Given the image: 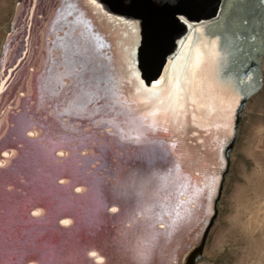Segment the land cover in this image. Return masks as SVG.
Segmentation results:
<instances>
[{
    "label": "water",
    "instance_id": "water-1",
    "mask_svg": "<svg viewBox=\"0 0 264 264\" xmlns=\"http://www.w3.org/2000/svg\"><path fill=\"white\" fill-rule=\"evenodd\" d=\"M68 2L62 1L59 8L62 13L55 25L43 27L42 20L47 17L45 9L51 10L49 12L54 16L59 11L57 9L59 4L57 0H51L47 7L48 0H37L28 30L27 18L24 17L23 23L20 19L25 15L26 7L32 3L28 4L25 0L17 15L15 11L13 12L9 30L3 37L0 48V70L2 68L0 81L6 78L0 92V264H96L94 256L88 253H94L98 258L105 255L103 250L106 246L103 243L106 238L109 240L108 236L111 235L113 225L119 217H111L103 210L98 216L87 212L85 206L87 198L91 200L90 198H95L103 192L99 189L100 180L103 178L99 177L97 164L93 163L94 156L98 154L110 161L115 157H113L115 152H119V155L124 153V158L127 159L136 156L137 162L134 166L120 169L124 188L129 186V189L134 191L136 189L139 193L138 186L145 185L151 178L148 174L149 165L153 163L142 155L144 154L142 150L146 148V142L152 139L143 117L132 110L134 116L135 114L138 116L132 119L133 127L138 125L133 131L142 132L137 141L134 136L128 135V132H121L119 135L112 132L116 125L122 126L123 130L129 129V125L124 126L122 123L125 115L133 113H129L132 106L136 107L142 116L144 113L151 114V120L156 122L150 124V129L157 133L161 130L163 134H167L171 149H177L180 145L178 140L183 138L169 134L164 129L165 122L159 123L158 118H163L167 122L169 115L160 111L162 110L160 105L145 106L139 102V105H134V100L129 101L131 103L129 104L126 101H117L112 96L106 97L107 100L98 97L93 89L101 91L107 81L106 70L102 68L103 61L96 50L105 57L103 54H107V46L99 34L95 37L93 34L90 35V40L88 36L89 43L85 45L86 38H83V33L75 32L77 23L69 14ZM93 2L98 5L97 10L102 16H108L115 21L112 27L121 23L136 26L139 38L134 55L135 75L132 76L133 84L142 90L134 91L136 98L140 99L139 94L143 95L144 90L148 89L151 94L161 90L170 70L171 58L179 47L178 43L184 42L189 34L188 24L197 27L217 19L223 0H93ZM44 31L48 39L50 37L47 47L45 46L42 51L46 52L43 55H47L44 57L47 61L40 59L41 51L30 43L33 38L41 37ZM96 38L98 39L95 40ZM94 41L96 47L93 45ZM87 45L88 57L82 59ZM5 50V57L1 60ZM23 51L25 53L21 55ZM253 51L255 54L260 53L256 47ZM29 65L31 72L28 73ZM256 65L259 63L249 60L246 63V70L237 77L244 80L241 78ZM260 73L251 85L250 91L240 98L234 116L231 139L219 146L224 165L220 166L218 162L215 168L216 179L218 178L216 192L214 182L210 183L209 196L213 201L204 229L201 230V227L198 236L194 233L199 227L194 229V233H190L188 243L185 240L188 226L173 229L168 220L165 223L162 220L154 221L151 225L154 227L152 236L158 238L155 241L156 245L151 237L150 241L145 243L146 246L144 245L145 251L152 253L151 261L148 260L146 264H155L153 256L159 255L160 252L155 251L160 250L161 246L158 241L162 238L169 241V235L175 232L173 230L179 232L175 242L178 251L174 264H200L205 237L215 218L217 203L229 167L230 152L240 113L247 99L260 90L262 86ZM14 87L20 88L21 94L23 93L21 97L13 100L8 96L6 102L3 101L8 90ZM104 93L107 94L106 91ZM109 104H114L116 110L108 109ZM80 105L86 106L85 110L81 111ZM111 123H114V126ZM138 141L144 142L145 145L139 144ZM161 142L165 145V141ZM166 147L171 151L167 144ZM101 151H104V154ZM218 156L220 157V154ZM174 163L178 165L179 162L175 160ZM157 167H160V164ZM180 168L185 169L183 166H179ZM200 188L197 186L196 189L195 187L176 189V204L174 202L173 206L177 208L189 206L197 198L193 199L190 196L195 192L197 196ZM108 207L110 206L108 205L105 210ZM197 225L200 226V221ZM147 236H150L149 233ZM110 239L113 241L115 237L110 236ZM168 249L167 246V251ZM167 256L162 258L167 259ZM172 262L173 259L168 258L166 264Z\"/></svg>",
    "mask_w": 264,
    "mask_h": 264
},
{
    "label": "bare ground",
    "instance_id": "bare-ground-1",
    "mask_svg": "<svg viewBox=\"0 0 264 264\" xmlns=\"http://www.w3.org/2000/svg\"><path fill=\"white\" fill-rule=\"evenodd\" d=\"M18 1L16 0L13 6L15 15L22 9L23 2H25V0H21L22 6H20L21 2ZM26 1L28 4L32 3L31 6L26 7L25 15L20 19L23 23L24 17L27 18L26 23L29 30L37 0ZM50 1L48 0L47 7ZM57 1L59 4L57 9H59L64 0ZM68 1L69 14L78 25L74 24L75 32L83 33V38H86L85 45L87 42L89 43L90 35L93 34L95 37L99 34L107 46L108 55L103 54L107 57H102V53L100 54L99 50H96L98 51L97 55L103 61L102 68L106 70L105 79L107 81L104 84V88L105 86L106 88L101 90L103 92L93 89L98 97L107 100L106 97L111 98L110 96H112L117 101L122 100L129 104L134 100V105H139V103L145 106L148 104L160 105L162 106L160 111L169 115L167 122L163 118H158L159 123L165 122L164 129L169 134H175L177 137L183 136L180 140L177 138L180 144L178 148L171 149L168 145L171 142L167 134H163L161 130L160 133H157L150 129V124L156 122L151 120V114L144 113L142 116L137 108L132 106L129 113L136 111L138 116L143 117L148 124L147 128L152 139V141L146 142V148L142 150L144 153L142 155H145L153 163L149 165L150 173L148 174L151 175V178L145 185L138 186L139 193L136 189L135 191L129 189V186L124 188L125 184L122 183L123 178L120 174V169L124 170L130 165L134 166L137 162L136 156L127 159L124 158V153L119 155V152H115L113 157L115 156L117 159L115 160L114 157L110 161L96 153L97 155L93 159L95 160L93 163L97 164L99 177L103 178L105 182L100 180L101 183L98 184L99 189L103 192L95 198H90L91 200L87 198L85 204L87 212L98 216L103 210L107 211L111 217L119 218L113 225L110 235L115 239L111 241L108 236L109 240L106 238L103 243L106 246L103 250L105 255L98 258L94 253L88 254L94 256L96 264H146L148 260V262L151 261L152 253L145 251V243H148L151 237L156 245L155 241L158 238L152 236L154 227L152 228L151 225L154 221L162 220L165 223L168 220L174 227L173 229L184 225L188 226L187 232H185L188 234V238L184 239L189 243L190 233H194V229L199 227L194 233L198 236L201 227L203 230L209 219L213 201L209 196L210 183L214 182L213 186L216 192L218 178L216 179L215 168L218 162L220 166L224 165L219 146L232 137L234 116L240 98L250 91L251 85L260 72V77L263 78L264 0H223L217 19L197 27H191L188 24L189 34L184 42L178 43L179 47L171 58L170 70L161 90L155 94H151L148 89L144 90L143 95L139 94L140 99L136 98L134 91L142 90L138 85L133 84L132 76L134 74L135 49L139 38L136 26L131 23H121L112 27L115 21L108 16H102L97 10L98 5L93 0ZM60 10L53 16L52 12H49L51 10L46 8L47 17L42 20L44 21L42 22L43 27H53L57 18H60L62 13ZM38 17L37 13L36 18ZM36 38L38 40L33 38L30 43L41 51L40 59L47 61L44 58L47 55H43L46 52L42 51L47 47L50 37L48 39V35H45L44 31L41 33V37ZM95 42L93 43L94 47L97 46ZM254 47L259 49V54L254 53ZM88 48L87 45L82 59L88 57ZM5 52L6 50L3 52L1 60L4 59ZM24 53L25 51L21 55ZM249 60H255L259 65L250 68L246 76L241 78L244 80H240L237 75L246 70V63ZM78 68L81 69V66ZM27 70H29L28 73L31 72L30 65ZM80 73L82 74L81 70ZM5 79L0 81V92ZM105 91L107 94L104 93ZM22 94L19 87L10 88L3 101L6 102L8 96L17 100L16 97H21ZM104 107L106 106L104 105ZM108 107L110 110L117 108L114 104H109ZM79 108L82 111L86 106L80 105ZM134 112L131 114L132 116L129 115L130 117L125 115V121L123 118L122 125H129V129L123 130L122 126H114V123H111L114 126H112L114 129L112 132H116V135L128 132L127 134L134 136L133 138L137 141L142 132L138 130L134 133L133 131L138 127V125L133 127L132 124V119H135V116L138 117L136 114L134 116ZM161 117L163 116L161 115ZM110 130H112L111 127ZM161 141H165V145ZM138 143L145 145L144 142L138 141ZM166 144L171 151L168 150ZM101 152L104 154V151ZM143 159L146 161L145 157ZM175 160L179 162V166H183L185 169H179V166L174 163ZM158 164L160 167H157ZM197 186L201 187L200 192L197 196H195L196 192L190 196L193 199L197 197L192 204L187 207L180 206V208L173 206L176 189L180 187H184V189L195 187L196 189ZM183 197H185L184 194ZM108 205L111 208L108 207L105 210ZM199 221L200 226L197 225ZM173 231L175 232L169 235L170 243L166 240L167 238L158 241L161 246L160 250L155 251L156 253L160 252L159 255L153 256L155 264H166L168 258L173 259L172 264H174L178 251L175 242L179 232L178 230ZM147 232L150 236H147ZM167 246L169 247L168 251ZM165 256L167 259L162 258ZM262 261L263 259H259L258 264H264Z\"/></svg>",
    "mask_w": 264,
    "mask_h": 264
},
{
    "label": "rangeland",
    "instance_id": "rangeland-1",
    "mask_svg": "<svg viewBox=\"0 0 264 264\" xmlns=\"http://www.w3.org/2000/svg\"><path fill=\"white\" fill-rule=\"evenodd\" d=\"M15 1L0 0V48ZM262 76L263 85L240 113L200 264L264 263V69Z\"/></svg>",
    "mask_w": 264,
    "mask_h": 264
}]
</instances>
